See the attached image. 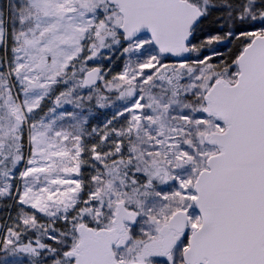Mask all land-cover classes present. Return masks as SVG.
<instances>
[{"label": "snow or ice", "instance_id": "1", "mask_svg": "<svg viewBox=\"0 0 264 264\" xmlns=\"http://www.w3.org/2000/svg\"><path fill=\"white\" fill-rule=\"evenodd\" d=\"M0 264H264V0H0Z\"/></svg>", "mask_w": 264, "mask_h": 264}]
</instances>
